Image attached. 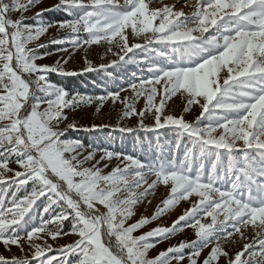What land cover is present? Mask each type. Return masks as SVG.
Listing matches in <instances>:
<instances>
[{
    "label": "snow or ice",
    "instance_id": "1",
    "mask_svg": "<svg viewBox=\"0 0 264 264\" xmlns=\"http://www.w3.org/2000/svg\"><path fill=\"white\" fill-rule=\"evenodd\" d=\"M36 3L0 0V183L15 185L17 191L29 182L33 185L21 198L13 192L11 200L0 199V242L5 248L16 245L21 252L30 253L10 259L0 254V264H73L70 256L76 257L75 264H183L186 248L193 249L187 255L188 264H215L221 256L227 264H264V238L258 252H250L251 245L245 243L234 257L221 244V240L231 241L234 234L243 238V230L249 226L264 237V0H196L191 15L175 10V5L151 7L153 0H125L124 5L118 0H60L53 8L37 12L36 18L45 11L64 9L71 14L72 9L92 10L76 19L51 24L41 21L33 26L24 22V13ZM13 12H19L20 17L12 19ZM53 26L70 30L69 39H54L53 44L69 43L79 48L106 41L116 46L118 60H112L111 66L140 63L135 49L161 58L149 68V80L130 85L134 95L132 102L127 96L123 98L121 118L136 113L135 99L146 95L145 109H154L155 124L149 127L141 120L139 127L152 131L171 126L177 136L174 148L183 150L182 159L162 156L145 163L134 155L91 145L86 148L78 139L63 138L69 129L79 127L75 121L60 127L68 119L65 109L95 101L99 111L105 100H119L120 93L92 97L50 83L49 72L79 74L65 71L60 61L55 65L36 63L42 57L28 44ZM81 32L87 34L86 39H81ZM129 36L143 43L129 44ZM111 46L108 51H112ZM87 63L82 71L98 70ZM107 67L99 65L100 69ZM161 90L157 105L155 98ZM177 93L187 98L184 111L193 104L200 106L195 122L182 115L162 119L166 101ZM138 115L143 117L145 111ZM205 120L208 123L203 124ZM104 127L107 125L92 124L83 130ZM117 128L120 132L136 131L119 124ZM97 152L101 153L99 160ZM113 158L120 163L105 173L103 169ZM10 162L23 171L7 176L14 171ZM150 176L155 177L151 182ZM223 180L231 184L227 191L217 186ZM159 184L169 191L152 217L142 216L126 224L136 205L154 196ZM46 193L48 203L43 212L50 219L41 215L40 223L33 221L29 231L32 217H25ZM194 194L199 199L171 227L158 225L141 236L132 235ZM60 202L66 209L52 215L53 206H60ZM200 213L211 217V222L201 223L197 219ZM69 217L73 221L71 233H64L62 224ZM181 222L185 227L191 222L196 240L182 241L148 258V249L154 247L148 240L168 238L182 230ZM42 233L53 241L69 234L78 239L54 249ZM210 245L208 255L200 261L201 252ZM245 252L248 259H242Z\"/></svg>",
    "mask_w": 264,
    "mask_h": 264
},
{
    "label": "rangeland",
    "instance_id": "2",
    "mask_svg": "<svg viewBox=\"0 0 264 264\" xmlns=\"http://www.w3.org/2000/svg\"><path fill=\"white\" fill-rule=\"evenodd\" d=\"M9 2V0H5ZM60 0H37V3L31 7L27 12L24 13L26 17L25 23L33 26H37L41 21L46 24H51L54 21H63L76 19L81 15H84L86 11H91V8L85 9H72L71 14L66 12L64 9H59L55 11H45L44 15L36 18V13L42 9H51ZM87 2V0H85ZM125 0H118L119 5H124ZM163 4L175 5V10H183L187 15H191L196 4V0H153L151 7H161ZM19 12L10 13L12 19H18L20 17ZM128 32L131 30L128 29ZM211 31V29H210ZM81 39H86L87 34L81 32ZM70 37V30L68 29H59L57 26L50 27L46 33L39 37V39L31 41L28 44L30 49H33L35 54L41 59H37L36 63L40 65H55L57 61H60L61 66L65 71H75L79 73L75 75H85V80L80 83H71L69 79L74 76H65L59 73L49 72L47 74V79L50 83L64 87L70 93H79L85 96H101L106 95L108 92H119L120 99L115 102L111 98L105 100L102 105H99V111H97V102L92 104H81L75 109H65L67 114V121L61 123L60 127L64 128L67 123L75 121L79 126L78 129L72 130L69 129L63 138L67 139H78L84 143L86 148L91 145L92 147L99 149H107L113 152H120L125 155H134L136 158L147 163L154 161L160 157L171 158L172 156H177L178 158H183V150L176 151L174 148L175 141L177 139L176 133L173 130L164 131L166 128L156 129L148 131L141 129L139 127L141 120H143L144 125L151 127L155 124V118L153 116L154 109L146 110V95H142L135 99L134 105L136 108V113L123 117V112L125 111V104L122 102L124 97H129V102H132L133 92L130 88V85L135 83L139 85L141 80H149L152 76V73L149 71V68L152 64H157L161 62V58L156 56L151 52H144L140 49H135L136 59L141 61L140 63H120L118 66H111V61L116 59L118 56L115 53L118 51L116 46L109 45L106 41H102L100 44L92 45H82L79 48H74L71 44H53L52 40H67ZM131 43H143L139 38L133 39L129 36V44ZM44 45V47H40ZM112 47V51H108L109 47ZM58 49H67L66 51H59ZM162 50V49H161ZM47 53V55H45ZM133 55L129 53V56ZM147 57V59H145ZM67 61V63H65ZM87 62L91 63L93 68L98 70L85 72L82 71L89 66ZM109 65L106 69H100L99 65ZM161 66H163L161 64ZM27 78V74H25ZM34 78V77H33ZM149 86L146 85V92ZM158 89L160 86H157ZM160 94L162 90L158 93L155 98V102L159 105ZM42 95V93H38ZM187 104L186 96L177 93L168 99L165 103L164 109L162 111V119L167 115L174 116H183L184 119L188 122H195L196 117L199 116L201 108L197 104H193L189 111H184L185 105ZM144 110L145 115L141 117L138 115L140 111ZM208 123V121H203V124ZM92 124L97 125H107L99 130L94 131H85L83 130L86 127H90ZM117 124L120 127H127L136 129L133 132H120L117 128ZM203 124L201 126H203ZM169 127V126H168ZM222 131V130H218ZM184 143H187V139L184 138ZM90 151L91 148H88ZM87 154L86 152L84 153ZM101 153L97 152L96 160H99ZM94 162V161H93ZM120 163L117 159L113 158L111 163H109L107 168H104V172H110L112 168L116 167ZM103 164V162H102ZM9 167L13 169V172L6 173L7 176H14L15 171H23L14 162H10ZM152 179H155L154 176L149 177V182ZM217 186L222 190H229L231 184L227 180L218 181ZM32 183L25 188H21L17 191L15 185H12L8 182L0 183V199H12V193H17V198L23 197L26 193L32 191ZM5 191L7 196H4ZM169 188L163 184L157 185L155 189V194L150 195L145 201L136 205L134 209V215L127 220L126 224L135 223L142 216L152 217L153 213L156 211L157 205L161 203L163 199L167 197ZM47 193L44 197H40L36 200L35 204L30 209L29 213L26 215L32 217V220L29 221L28 230H31L32 222L35 224L40 223L41 215L44 218L50 219L47 213L43 212L44 206L48 203ZM199 199L195 194L189 197L188 200H181L170 211L164 215L158 217L156 220H152L150 223L146 224L144 227L135 230L133 236H141L144 233L150 231L153 228H156L158 225L163 227H171L173 221H175L180 215L184 213L185 210L191 208L193 203ZM148 200H151V203H148ZM100 211H105L103 206H98ZM63 209H66V205L63 202H60V206H53L52 215L59 214ZM197 219H201V223H210L211 217H206L203 213H200L197 216ZM72 219L69 217L68 220H65L62 224V232L71 233ZM51 227V226H50ZM180 229H178L173 235L169 236L166 239H162L157 242L158 238H150L148 243L154 244V247L149 248L147 252L148 258H154L161 251H166L170 246H176L180 242H189L196 240L195 229L191 226V222L188 226H184V222H181ZM231 231V228H229ZM244 237L241 238L239 234H234L231 241L221 240L222 246L226 251L229 252V255L234 257L237 251L243 250V245L245 243L251 245L250 252H258L261 239L256 235V231L252 229L251 226L244 229ZM24 235V232L20 233ZM43 237V240H46L49 244L53 246L54 249H58L63 245L71 244L76 239L77 235H61L57 237L55 241L51 239L50 236H46L43 233L40 234ZM43 240H37L38 243H43ZM216 241H213V244ZM27 247V246H26ZM211 245L208 248H204L201 252L199 258L202 261L209 253ZM10 249V250H9ZM193 251L192 248L184 249V254L186 259L183 261V264H188L187 255ZM0 254L4 255L7 258L12 256H24L30 255L27 252H21L16 245H10L9 248H5L2 242H0ZM52 255L59 256V252H53ZM70 260L75 264V256H70ZM242 259H248V253L245 252L242 256ZM175 264V262H173ZM215 264H227V259L223 256L215 262Z\"/></svg>",
    "mask_w": 264,
    "mask_h": 264
},
{
    "label": "trees",
    "instance_id": "3",
    "mask_svg": "<svg viewBox=\"0 0 264 264\" xmlns=\"http://www.w3.org/2000/svg\"><path fill=\"white\" fill-rule=\"evenodd\" d=\"M85 75H79V76H74V77H71V79H69V81L71 83H80V82H83V81H86L85 80ZM171 130V126L167 127L164 131H169Z\"/></svg>",
    "mask_w": 264,
    "mask_h": 264
}]
</instances>
